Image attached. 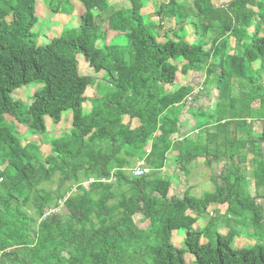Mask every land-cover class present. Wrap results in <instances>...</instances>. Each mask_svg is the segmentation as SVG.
I'll list each match as a JSON object with an SVG mask.
<instances>
[{"label": "trees", "instance_id": "obj_1", "mask_svg": "<svg viewBox=\"0 0 264 264\" xmlns=\"http://www.w3.org/2000/svg\"><path fill=\"white\" fill-rule=\"evenodd\" d=\"M36 1L0 0V264H186L187 254L191 264H264L258 202L264 199L263 0L220 7L212 0H168L154 10L155 27L144 21L142 0H127V13L107 0H78L77 26L45 44L34 39ZM49 7L54 14L73 8L70 0H51ZM165 18L174 26L160 27ZM107 31L117 33L108 43ZM77 56L100 74L90 98L84 94L95 78L81 73ZM191 71L203 72V84L213 83L216 91L213 107L188 109L192 124L181 117L182 108L200 101L204 89L191 100L188 85L170 90L178 72ZM29 84L37 87L28 103L14 98ZM64 113L70 123L49 139L42 157L33 138ZM169 154L185 174L196 159L209 168L225 159L223 183L212 176L214 191L200 197L188 189L170 193ZM246 154L254 156L253 185L263 189L254 196L241 173ZM140 160L148 171L132 176ZM54 173L79 192L65 196L62 185L47 191L41 184ZM61 200L68 215L51 211ZM223 204L221 218L210 211L213 223L193 228L210 206ZM178 230L180 248L173 243ZM241 235L252 243L234 246Z\"/></svg>", "mask_w": 264, "mask_h": 264}, {"label": "rangeland", "instance_id": "obj_2", "mask_svg": "<svg viewBox=\"0 0 264 264\" xmlns=\"http://www.w3.org/2000/svg\"><path fill=\"white\" fill-rule=\"evenodd\" d=\"M167 1L168 0H142L141 14L143 15V18L146 24L150 23L154 27L157 25L158 18L156 14L154 13V10L162 3H167ZM179 1L183 4L185 3L184 0H179ZM229 1L230 0H212L211 2L215 7H220L221 5L225 6V4ZM49 2H51V0H37L36 1L35 13H36V16L38 17V22L33 29V34H34V39L38 44H45L49 42L51 38L60 35L61 31L64 28H67V27L73 28L77 26L78 18L80 14L83 12V7L78 0H70L73 8L71 9V12L69 14L68 13L54 14L51 11V7H49ZM107 3L110 8H113L114 10H121V11H124L125 13H127V11L131 8V4L127 0H107ZM54 4H56V2ZM173 26H174V19L172 18L171 19L165 18L163 20V23L160 24V27H163V28H168V27H173ZM186 32L187 34H191V32H193L192 27L189 25L186 26ZM116 35L117 33L107 31L106 36H105V42L108 43L109 40L112 39ZM213 35L214 33L212 34L210 33L209 34L210 38H212ZM186 39L189 42L190 41L192 42L191 38L187 37ZM158 40L161 41V38H158ZM231 43L233 47L234 45L233 41ZM77 59L80 63L79 68H80L81 73L89 74L95 78V81H93L90 84V86L87 88L84 94L86 97L90 98L95 94V88L97 85L96 78H100V74L94 73L91 68H88L87 66H85L83 64L84 62L82 60V57L77 56ZM217 59L219 58L217 57ZM202 76H203V72L195 73L191 71L184 76L178 72L176 74L175 84L173 85V87L170 88V90H175L179 86H185V85H188L190 88H193L194 82L196 81V79ZM260 85L264 87V75H262L261 77ZM36 87L37 85L35 84H29V85L23 86L15 90V92L13 93L14 98L26 101L28 103L29 97L33 94ZM203 89H204L203 94L201 93L199 96L202 95L205 97L200 99V101L194 100L196 101L194 103L187 104V102H185V105L182 108L183 114L181 117L187 116V112L189 108L198 109L199 107H203V108L213 107L214 103L216 102V91L213 89V83L203 84ZM238 92H239V88L238 86H236L234 88L233 94L236 95L238 94ZM207 93H209V96H207L208 95ZM194 96L195 95H193V97ZM257 104H258L257 102H253L252 106L256 107ZM83 110L85 112L88 111V103L84 105ZM208 110L209 109H207L206 113L208 112ZM187 117L189 119V123H191L193 118H191V116H187ZM70 118H71L70 113H64L61 121L57 124H52L49 120H47L45 122L46 133L37 135L33 138V140L36 141V143L40 147V153L42 157H44L49 152V144H48L49 139L53 135H58L61 132L65 131V129L70 123ZM124 120H126V118ZM132 123L135 125L134 120L132 121ZM252 127H253L254 132H258L259 131V121L252 123ZM18 128L21 133L26 131V128L23 126H19ZM68 130L69 129H67V131ZM28 134L29 133H25L26 136H28ZM237 136L238 137L245 136V133L238 132ZM97 145L99 146L100 143L97 142ZM262 149L264 151V145ZM245 152H246L245 149L241 150V153H245ZM251 157H254V156L252 154H246L245 160L241 162L240 165H241V171H242L241 173L245 176V180L247 181L246 183L247 191L249 192L250 196H254L258 193H261L263 189L262 188L257 189L253 185L252 171L255 168V166L250 165V161L252 160ZM168 158H169L167 161L168 167L166 166L168 170L166 169L167 170L166 173H173L175 177L174 182L172 183L171 188H170L171 189L170 193H174V191H178L179 193H182L185 189H188L191 196L200 197L204 193L214 191V181L211 179L212 176L217 178L216 179L217 183L218 182L223 183L221 179V174L223 173L225 169V165H226L225 159L218 163L213 162L210 168L204 164V160L202 158L196 159L187 166L188 173L185 174L179 168V165H175L176 163H173L171 161L172 160L171 154H169ZM134 164H135V161L134 163H132V166ZM61 178L62 176L60 173H54L51 176V179L46 181L45 183H42L41 186L44 187L47 191L56 192V190L59 189L58 186L62 185L61 189L59 190L65 191V192L67 191L65 196H69L70 194L79 192L78 189H76V186H75L76 184H72L69 181H64L62 184H60L59 181H61ZM70 184H71L70 186L71 188L67 190V187ZM81 184L84 189H87L88 184L84 182ZM258 202L262 205L263 211H264V199H260L258 200ZM217 206L218 207L216 208V210H214L212 206H210L204 215L199 216L193 228L196 230H201V229H204V227L206 226H210L213 223V220H211L209 217L210 214H208V212L210 211L214 212V214L216 215V218L217 217L221 218V216L224 215V212L226 210V204L217 205ZM28 210L31 214L34 213V209H32V207H29ZM51 211H54V212L56 211L62 215H68V210L63 206L62 200L60 203H58V207H56V209L51 210ZM191 215L193 214L191 213ZM215 215H213L212 217H214ZM217 229L220 232L225 233L227 228L224 227V225H222L221 223H218ZM182 238H183V232L181 230L173 231V243L176 245V247L178 248L182 247V244H181ZM252 241L253 240L248 239L244 235H241L234 239V246L241 247L245 245V243H252ZM200 242L204 243L205 238H202ZM192 262H193V256L191 254H187L186 264H191Z\"/></svg>", "mask_w": 264, "mask_h": 264}, {"label": "built area", "instance_id": "obj_3", "mask_svg": "<svg viewBox=\"0 0 264 264\" xmlns=\"http://www.w3.org/2000/svg\"><path fill=\"white\" fill-rule=\"evenodd\" d=\"M202 83H203L202 77L196 79V81L194 82V87L192 88L191 92L186 96L187 100L194 99L197 95H199V93L203 90ZM192 94L195 96L193 97ZM147 171L148 170L145 168L143 160L138 161L136 163V166L130 170L132 176H141V175L147 173ZM92 181H93L92 179H89L88 182H85V183L88 184ZM210 215H211V213H210Z\"/></svg>", "mask_w": 264, "mask_h": 264}, {"label": "crops", "instance_id": "obj_4", "mask_svg": "<svg viewBox=\"0 0 264 264\" xmlns=\"http://www.w3.org/2000/svg\"><path fill=\"white\" fill-rule=\"evenodd\" d=\"M221 6H222V5H221ZM250 31H252V30L250 29ZM233 43H234V42H233ZM231 45H232V43H231ZM193 75H194V74H193ZM202 93H203V92H202ZM201 96H202V95H201ZM208 96H209V95H208ZM204 97H205V96H202L201 99L204 98ZM257 105H258V104H257Z\"/></svg>", "mask_w": 264, "mask_h": 264}, {"label": "clouds", "instance_id": "obj_5", "mask_svg": "<svg viewBox=\"0 0 264 264\" xmlns=\"http://www.w3.org/2000/svg\"><path fill=\"white\" fill-rule=\"evenodd\" d=\"M203 78H204V75L202 76ZM202 85H203V83H202ZM203 91V90H202Z\"/></svg>", "mask_w": 264, "mask_h": 264}]
</instances>
